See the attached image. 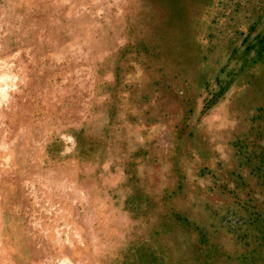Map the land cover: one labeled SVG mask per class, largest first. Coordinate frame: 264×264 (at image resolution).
Returning <instances> with one entry per match:
<instances>
[{
	"label": "rangeland",
	"instance_id": "374dc122",
	"mask_svg": "<svg viewBox=\"0 0 264 264\" xmlns=\"http://www.w3.org/2000/svg\"><path fill=\"white\" fill-rule=\"evenodd\" d=\"M0 64V264H264V0H0Z\"/></svg>",
	"mask_w": 264,
	"mask_h": 264
},
{
	"label": "bare ground",
	"instance_id": "6f19581e",
	"mask_svg": "<svg viewBox=\"0 0 264 264\" xmlns=\"http://www.w3.org/2000/svg\"><path fill=\"white\" fill-rule=\"evenodd\" d=\"M6 65V63H3ZM0 64V106L8 100L10 89L12 90L15 86V76L9 71L7 66ZM4 117V116H3Z\"/></svg>",
	"mask_w": 264,
	"mask_h": 264
}]
</instances>
